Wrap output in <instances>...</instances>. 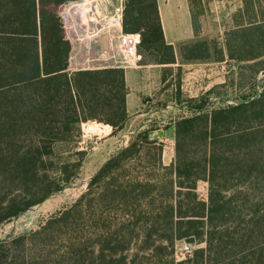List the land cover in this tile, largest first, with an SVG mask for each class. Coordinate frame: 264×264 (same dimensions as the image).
<instances>
[{"label": "trees", "instance_id": "trees-1", "mask_svg": "<svg viewBox=\"0 0 264 264\" xmlns=\"http://www.w3.org/2000/svg\"><path fill=\"white\" fill-rule=\"evenodd\" d=\"M68 1L0 0V227L76 178L66 163L51 171L49 158L59 144H78L83 122L98 121L102 138H110L128 120L124 69L69 70L72 42L59 15ZM190 1L192 25L199 31ZM232 18L229 59L258 65L255 74L264 73V0H243ZM123 31L139 33V48L161 61L174 60L158 0H126ZM203 50L193 45L200 58ZM237 101L211 112L200 101L198 114L178 120L169 166L162 162L163 145L147 131L138 133L100 167L72 205L39 229L0 241V264H256L249 237L241 238L245 251L238 259L227 262L217 252L229 246L225 226L240 213L246 181L261 166L253 159V145H231L264 131L252 125L264 117V89ZM246 173L251 176L243 177ZM201 181L208 183L207 200L198 193ZM182 240L205 247L179 262L173 248ZM139 242L147 249L163 243L173 251L130 257Z\"/></svg>", "mask_w": 264, "mask_h": 264}, {"label": "rangeland", "instance_id": "rangeland-1", "mask_svg": "<svg viewBox=\"0 0 264 264\" xmlns=\"http://www.w3.org/2000/svg\"><path fill=\"white\" fill-rule=\"evenodd\" d=\"M194 2L199 31H229L233 26L232 17L238 13L240 7L238 3L217 4L214 3V0H194ZM209 34L210 36L217 35L216 33ZM139 52L145 53L148 51L139 48ZM228 64L230 72L227 75V85L216 89L215 98L211 101V109L208 112L216 108L235 105L238 102L237 100L242 99V97L255 98L264 89V73L255 74L259 69L258 65L251 67L253 64H237L234 61H229ZM89 121L93 123L96 120ZM89 121L81 124L82 134L81 138L78 139V144H59L55 148L54 155L49 158V161L54 163L52 167L49 164L51 171L55 169L54 171L57 173V169L62 166V163H66L69 173H77L76 178L66 185L62 191L53 194L42 204L31 208L10 223L2 225L0 227V241H9L21 234L39 229L48 218L63 208L72 205L87 191L91 178L108 160L111 146L110 142L105 141L108 138H102L103 133L96 135L86 133L88 135L86 138L82 136L87 130L86 125L83 124ZM96 122L99 124L98 121ZM252 125H254L253 129L259 127L260 130H264V117ZM235 130L236 128H233L231 131ZM240 135L244 134L240 132ZM236 141L231 147L239 144L253 145L256 148V156L253 159L261 163V166L252 176L249 173L243 175V177L251 176V178L246 181L247 186L241 196L243 197L241 199V211L237 213L236 219L231 218L232 222L225 226L224 231H227L225 240L229 242V246L222 244L217 252L219 258H223L227 262H230L229 258L238 259L245 251L242 250L241 238L246 240L249 237V243L256 245L254 250L256 257H258L256 264H264V131L254 136V139H248V142L238 143L239 139ZM78 152L80 154H77ZM166 152L167 155L172 156L173 154L175 157V147L172 145H168ZM73 163H79L80 166L78 168L72 167ZM50 174L52 173L50 172ZM198 193L201 198L207 200L208 183L201 181L198 184ZM232 198L235 199L234 193ZM251 231L253 235H250ZM245 232H247V235L244 234ZM165 245L157 243L147 249L145 243H135L131 246L128 255L134 257L133 255L141 252L140 256L151 259L152 257L149 256L162 254V257H164L174 250V256L180 262L191 257L196 249L205 247L204 243L196 244L188 240L177 242L173 250L171 248L164 249ZM186 246L189 247V251H186ZM163 261L165 262V260ZM150 263L155 264L153 260Z\"/></svg>", "mask_w": 264, "mask_h": 264}, {"label": "crops", "instance_id": "crops-1", "mask_svg": "<svg viewBox=\"0 0 264 264\" xmlns=\"http://www.w3.org/2000/svg\"><path fill=\"white\" fill-rule=\"evenodd\" d=\"M214 3H238L241 8L243 0ZM102 4V13L109 15L119 0H102ZM158 7L165 43L173 48L174 60L161 61V57L145 52L140 53L142 59L137 66L124 69L128 120L122 131L105 141L111 144V158L138 133L147 131L150 140L163 145L162 162L169 166L174 156L167 155L166 149L169 144L175 147L177 121L198 114L195 107L200 101L208 102L204 110L207 112L216 89L227 85L228 62L232 61L228 57V42L233 31H194L190 0H158ZM102 44H107L106 37ZM197 44L203 45L202 58L192 51ZM70 70L76 71L73 65Z\"/></svg>", "mask_w": 264, "mask_h": 264}, {"label": "built area", "instance_id": "built-area-1", "mask_svg": "<svg viewBox=\"0 0 264 264\" xmlns=\"http://www.w3.org/2000/svg\"><path fill=\"white\" fill-rule=\"evenodd\" d=\"M125 2L119 0L109 15L102 13V0H76L62 6L59 15L72 42L69 70L72 65L76 71L105 67L125 69L138 65L142 59L139 52L141 35L123 31ZM105 37L106 45L102 44ZM83 125L87 128L82 135L84 138L88 136L86 133H103L101 124L96 121ZM185 249L189 251L188 246Z\"/></svg>", "mask_w": 264, "mask_h": 264}]
</instances>
